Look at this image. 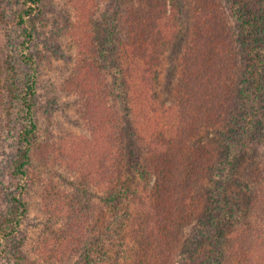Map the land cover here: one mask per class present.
<instances>
[{
  "label": "rangeland",
  "instance_id": "374dc122",
  "mask_svg": "<svg viewBox=\"0 0 264 264\" xmlns=\"http://www.w3.org/2000/svg\"><path fill=\"white\" fill-rule=\"evenodd\" d=\"M219 1L220 14L213 5L207 8L225 19L221 30L226 53L210 52L216 63L205 82L213 97L208 110L216 120L197 124L184 135L210 159L198 176L199 185L183 196L188 197L182 201L187 221L169 234L159 227L162 222L149 226L157 210L142 214L137 207L140 201L150 206L165 195L159 179L145 174L154 156L148 148L150 136L164 141V135L152 121L136 117L134 105L119 94L107 62L115 58L117 43L127 38L125 16L138 0H40L23 26L18 25L22 1L0 0V213L12 209L17 195L27 203L17 233L5 242L0 264H167L169 246L174 264H264V50L256 52L255 66L253 32L247 27L257 22L264 36V0ZM166 8L171 39L154 102L169 116L170 107L189 108L182 104L179 82L183 58L198 40L194 14L200 8L194 0H168ZM25 31L32 36L28 46L37 80L36 141L55 150L47 168L33 156L26 177L19 181L12 175L21 126L14 90L32 70L21 58ZM80 36H89L88 54L107 76L106 101L109 98L121 118L117 133L122 135L125 162L120 175L107 174L118 177L111 183L98 184L95 172L86 177L73 163L76 150L99 148L101 153L105 147V129L103 133L93 128L87 100L67 89L81 73L76 45ZM202 105L189 109L204 108L203 97ZM170 116L165 122H171ZM119 184L122 187L115 189ZM59 192L66 194L62 200ZM78 223L77 234H72Z\"/></svg>",
  "mask_w": 264,
  "mask_h": 264
},
{
  "label": "trees",
  "instance_id": "16d2710c",
  "mask_svg": "<svg viewBox=\"0 0 264 264\" xmlns=\"http://www.w3.org/2000/svg\"><path fill=\"white\" fill-rule=\"evenodd\" d=\"M21 1L22 12L18 16L19 26H23L27 19L33 16L40 3V0ZM194 1L200 8L195 10L194 14L197 25L194 32H196L198 40L194 42V46L191 44L186 57L183 58L179 88L182 96H184V103L182 104L185 107L188 105L189 108L191 106H203L202 97L204 98L205 105L204 108H200V111L193 112L189 108L183 111L172 110L173 107H170L167 110L169 116L171 115V122L167 123L165 121L169 116L166 115L165 111L157 109L158 106L154 102V94L163 63L162 58L170 41L169 39H171V32L166 24L168 20L166 14L168 0H138L137 3L130 4L128 13L125 16L128 26L127 38L117 43L115 58L111 59V62L107 60L110 65V72L114 74V84L120 89L119 94L134 105L136 117L152 121V124L164 135V141L158 140L154 135L153 137L150 136L148 148L152 150L154 156L152 161L146 164L145 174H154L159 179L161 191L165 195L163 194L164 196L160 197L155 204L147 206L140 201L137 207H141L142 214L152 212L154 209L157 210L156 216L152 220L149 218V226H155L158 222L159 224L162 222L159 227L165 232H169V234L181 229L187 221V213L183 209L186 202L183 204L182 201H188V197L183 196L190 194L194 189L193 187L199 185L198 176L204 172L210 159L208 152L202 151L193 144L190 145L184 135L191 129L193 130L197 124L216 120L213 116L214 112L208 110V102L212 101L213 97L205 82L211 70L210 67L216 63L212 60L216 55H212L210 52H217V55L220 56L226 53V40L223 37L225 31L221 30L226 26L225 19L217 13H210V8H207L208 4L213 5L220 14L218 6L220 1ZM203 6L206 7L201 8ZM247 25L248 30L251 33L253 32L251 39L253 51L255 53L262 52L264 50V36L260 30V32L258 31L259 24L256 22L253 25ZM211 27H217L220 30L213 31ZM25 33L26 39L21 44V58L23 63L29 65L32 70L25 77L22 86L18 90H14L16 104L19 106L21 126L16 135L17 150L12 166V175L19 181L24 180V177H26L33 156L40 161L41 166L47 168L51 163L52 151L55 150L47 142L36 141L38 125L34 118L33 108L37 94V80L28 46L29 39L32 36L27 31ZM88 44L89 36L88 39H86V36L84 38L80 36V39H76L81 73L77 77L75 76V81L68 83L67 89L83 97V102L87 100L85 105L90 110L91 120L94 118L93 128L96 127L99 132L103 131V133L105 129L102 136V139L105 140V147L100 148L103 150L101 153L97 152L99 148H97V151L92 150L84 153H79V150H76L75 156L72 154L74 157L73 163L78 166V169L86 177L95 172L96 178L94 179L98 177V184L100 181L111 183L115 182L118 177L114 179L113 176L107 174L120 175L122 173L121 165L125 162L122 135L117 133L118 128L121 130L119 121L121 118L115 106L111 105L109 98L106 101L108 92L107 76L104 77L100 67L92 61L94 58L91 55L89 56ZM256 56L257 53L253 58L255 66L259 63ZM254 75L253 85L258 90L261 79L260 68L255 70ZM74 145L77 147L76 144ZM108 146L111 147V150H104ZM119 186L122 187L119 184L115 186V189ZM52 191L55 193L54 190ZM118 193L119 191H117ZM62 196L64 197L66 194L59 192L57 198L62 200ZM113 196H116L115 190ZM115 202L117 205L121 202L118 196L115 197ZM146 207L148 208L146 209ZM26 212L27 203L17 195L13 198L12 209L0 213V254L5 249V242L12 239L17 233ZM74 225L72 234H77L76 227H79V223ZM163 233L164 231H162ZM160 239H163V235H160ZM168 249L171 255L166 260L167 264L172 263L169 260L174 255V250L170 246ZM190 264H193V262Z\"/></svg>",
  "mask_w": 264,
  "mask_h": 264
}]
</instances>
